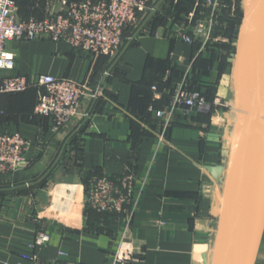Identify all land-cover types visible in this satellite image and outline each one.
<instances>
[{
  "label": "crops",
  "instance_id": "obj_1",
  "mask_svg": "<svg viewBox=\"0 0 264 264\" xmlns=\"http://www.w3.org/2000/svg\"><path fill=\"white\" fill-rule=\"evenodd\" d=\"M150 4L154 9L137 33L129 31L134 39L115 58L94 57L48 38L7 44L16 66L4 76L102 80L108 96L85 97L79 115L58 132L35 112L37 87L0 99V133H20L32 142L27 165L0 174V264H16L22 254H35L44 264H108L126 222L118 215L88 213L87 188L103 173L118 176L128 168L148 177L127 231L136 247L131 264H196L205 253L214 264L224 213L206 183L208 167L224 155L223 142L214 136L215 117L241 132L245 125L234 79L244 0ZM16 6L26 20L62 7L61 0H16ZM201 24L210 33L192 45L174 36L179 27L192 33ZM182 81L209 92L212 101L220 95L227 109L215 115L217 104L211 113L178 108L159 143L153 131L163 129V119L150 106L163 108L168 101L166 95L156 98L152 87L159 83L163 90ZM41 232L49 240L37 245ZM254 264H264V228Z\"/></svg>",
  "mask_w": 264,
  "mask_h": 264
},
{
  "label": "built area",
  "instance_id": "obj_2",
  "mask_svg": "<svg viewBox=\"0 0 264 264\" xmlns=\"http://www.w3.org/2000/svg\"><path fill=\"white\" fill-rule=\"evenodd\" d=\"M61 5L59 11L51 12L43 19L26 20L18 17L16 0H0V99L4 94L37 87L35 112L51 121L52 132H58L79 115L85 97L92 101L106 100L104 82L100 80L92 84L87 79L76 81L50 74L40 75L34 81L21 74L4 76L3 71H12L16 66V55L7 49V44L13 40L48 38L66 42L94 57L106 55L115 58L134 39V35L125 36V31L130 29L137 33L144 17L154 9L150 0H61ZM205 32L201 24L192 33L179 27L174 36L192 45L197 36H208L210 33ZM104 75L109 76L110 73L106 71ZM163 80H167V77ZM152 88L156 98L166 95L168 101L163 108H156L154 104L150 106L152 114L157 119H163V129L160 132L153 131L159 143L165 142L176 109L189 107L208 111L212 106L202 90L190 89L186 81L163 90L157 84ZM31 145L32 142L20 133H0V174L15 173L25 167ZM147 184V176L139 178L136 172L128 168L118 176L103 173L87 188V206L98 213L118 215L126 222L124 233L113 249L108 264H131L135 259L136 247L127 231L138 209L141 191ZM48 240V233L41 232L36 244L42 245ZM16 264L44 263L35 254H22Z\"/></svg>",
  "mask_w": 264,
  "mask_h": 264
},
{
  "label": "water",
  "instance_id": "obj_3",
  "mask_svg": "<svg viewBox=\"0 0 264 264\" xmlns=\"http://www.w3.org/2000/svg\"><path fill=\"white\" fill-rule=\"evenodd\" d=\"M235 57L244 146L214 264H254L264 228V0H244Z\"/></svg>",
  "mask_w": 264,
  "mask_h": 264
},
{
  "label": "rangeland",
  "instance_id": "obj_4",
  "mask_svg": "<svg viewBox=\"0 0 264 264\" xmlns=\"http://www.w3.org/2000/svg\"><path fill=\"white\" fill-rule=\"evenodd\" d=\"M225 94L224 88L221 89V95ZM220 96V95H219ZM213 100L212 106L216 104L215 115L222 113L226 108L227 101H224L221 96ZM228 111V110H225ZM215 126L217 133L214 134L216 138H219L224 144V155L221 157L218 165H213L210 171V175L206 183V192L212 194L218 200V206L221 211H225L227 197L230 194L232 182L235 179L238 168L242 162V152L244 141L242 138V132L236 126H226L224 119L220 116H216ZM223 195V197H222ZM224 202V203H223ZM208 254H203L200 259L195 260L196 264H208Z\"/></svg>",
  "mask_w": 264,
  "mask_h": 264
},
{
  "label": "trees",
  "instance_id": "obj_5",
  "mask_svg": "<svg viewBox=\"0 0 264 264\" xmlns=\"http://www.w3.org/2000/svg\"><path fill=\"white\" fill-rule=\"evenodd\" d=\"M241 18H242V16H241ZM241 18H240V19H241ZM240 19H239V21H240ZM129 31H131V30L128 29V30L125 31V36H129V35H128V34H129ZM162 81H163V80H162ZM164 82H165V81H164ZM157 85H158L159 87H161V86H160L161 84L158 83ZM190 89H191V88H190ZM193 89L201 90V88H200L199 86H194V87H192V90H193ZM209 90H211V88H209L208 91H209ZM202 92H203V91H202ZM18 93H20V92H18ZM207 93L209 94V92H207ZM9 94H11V93H9ZM106 94H107V93H106ZM208 94H206V93L203 92V95H204V96L206 95V96H205L206 100H207L210 104H212L213 101L211 100V97H210L211 94H210V95H208ZM107 96H108V95H107ZM166 99H167V98H166ZM155 103H156V102H155ZM155 103H154L155 107H156V108H159L158 105L155 104ZM210 113H211V112H210ZM87 211H88V213H89V212H90V213H95V214L98 213V212H96L95 210L91 209L89 206L87 207ZM99 214H101V213H99Z\"/></svg>",
  "mask_w": 264,
  "mask_h": 264
},
{
  "label": "bare ground",
  "instance_id": "obj_6",
  "mask_svg": "<svg viewBox=\"0 0 264 264\" xmlns=\"http://www.w3.org/2000/svg\"><path fill=\"white\" fill-rule=\"evenodd\" d=\"M222 197H223V195H222ZM223 203H224V202H223ZM200 258H201V257L197 255V259H200ZM214 261H215V255H214ZM214 261H213V263H214Z\"/></svg>",
  "mask_w": 264,
  "mask_h": 264
}]
</instances>
